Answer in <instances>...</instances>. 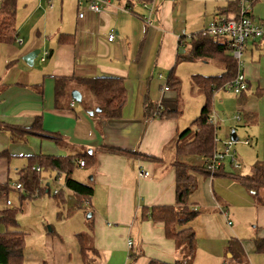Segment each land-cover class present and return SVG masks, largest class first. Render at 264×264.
Wrapping results in <instances>:
<instances>
[{"label":"crops","instance_id":"crops-1","mask_svg":"<svg viewBox=\"0 0 264 264\" xmlns=\"http://www.w3.org/2000/svg\"><path fill=\"white\" fill-rule=\"evenodd\" d=\"M227 1L150 0V4H136L128 11L124 0H108L95 13L87 9V0H14L16 38L10 43L0 42V126L26 128L39 117L40 129L58 138L28 135L13 142L9 133L0 129V185L18 183L29 157L92 154V163L76 166L82 173L71 175L92 189L91 196L72 209L86 212L79 234L87 237L92 250L90 264H174L182 256V247L165 236L163 223L144 219L141 214L146 208L176 206L175 145L204 104L191 78L211 77L205 68L209 62H217L186 60L190 47L183 39L221 18L218 9ZM204 13L211 21H201ZM251 16L264 23V0H255ZM144 18H149V25ZM188 22L195 24L188 29ZM111 31L115 36L108 42ZM34 50L39 54L28 66L22 57ZM243 57L246 89L231 105L224 104V113L212 101L210 113L216 123L214 151L221 152L222 143L234 133L237 140L231 153L240 167L232 168L226 157L222 175H194L196 187L187 204L196 213L187 224L195 233L190 264H235L227 254V242L232 239L241 244L248 264H264V253L257 252L253 242L264 239V188L250 191L238 179L250 176L254 165L264 163V57L252 40L245 43ZM171 70L179 80L178 90L167 84ZM72 77L120 79L126 94L120 117L90 115L86 109H94L96 102L84 86L74 81L69 82L56 106L55 79ZM184 77L193 84L194 97L182 100ZM73 90L82 96L79 103L71 98ZM147 99L157 103L161 111L176 115L147 119ZM230 117L236 129L230 127ZM104 146L137 156L108 153L102 150ZM202 159L179 156L180 161L195 166H200ZM138 167L149 176L138 178ZM54 178L61 179L65 186L63 174L45 173L42 183L48 189L46 193ZM0 208L14 207L0 202ZM179 230L174 228L175 232ZM79 234L73 235L75 248L54 230L46 231L44 255L33 264H83Z\"/></svg>","mask_w":264,"mask_h":264},{"label":"trees","instance_id":"trees-1","mask_svg":"<svg viewBox=\"0 0 264 264\" xmlns=\"http://www.w3.org/2000/svg\"><path fill=\"white\" fill-rule=\"evenodd\" d=\"M126 7L132 11V7L136 4H150V0H124ZM241 0H229L226 5L218 9L219 17H228L230 14L238 16L240 11ZM255 0H250V5ZM15 2L14 0H3L0 2V42L10 43L15 40ZM184 44L189 45L190 53L185 57L188 61L196 60H215L222 64L224 73L219 76H192V82L197 86V90L204 98V104L200 110L198 117L190 124V126L180 134L175 145V154L178 158L173 166L176 172V206H156L142 210V218L151 219L162 222L164 225L165 236L175 241L177 246L181 248L182 256L174 262V264H190L194 255L195 233L187 224L196 216L188 208V197L192 190L196 187V175L209 176V173L199 166L190 165L179 160V156H192L198 158L210 157L214 151V135L215 131L211 125L206 123L212 107L213 94L225 89V86L230 83L237 74V63L231 56L230 46L227 39L222 36L202 35L201 32L190 35L184 38ZM64 40L60 38V42ZM173 70L168 75V86L174 90L179 88V80L172 74ZM70 81L78 82L84 86L90 97L96 102L95 108H100L99 113L95 112V108H87V112H92V115H102L106 118H119L122 108L125 104V88L123 83L118 78L97 77V78H57L55 79L54 100L56 106L61 101L63 95L67 91V85ZM247 87V86H246ZM246 89V88H245ZM244 90L239 94L241 95ZM237 95V96H239ZM145 117L158 118L166 115H176L177 112L168 113L161 111L159 105L150 100L144 103ZM39 117L30 127H14L0 126V129L9 133L13 142L23 140L28 135H39L40 137H48L56 140L58 137L53 134H47L40 129ZM105 152L120 155H130L136 158V153L117 149L114 147H103ZM92 154H83L81 156L72 157H56L37 155L29 157V165L22 170L18 183L23 190L20 198L34 197L35 192L39 196L43 195L48 189L46 186L40 187L42 184V175L45 173L54 172L56 175H64L65 187L73 192L77 202L80 204L82 200L89 198L92 194V189L80 182L71 178L75 161L81 158L85 162V166L92 163ZM40 171H36V167ZM223 174V166L216 171L213 176ZM234 178V177H233ZM241 183L250 191L256 192L260 188H264V163L254 165L253 173L250 176L238 177ZM14 185L11 188L14 189ZM8 184L0 185V202H6V196L1 194L7 192ZM16 190V189H15ZM19 191V190H17ZM62 191H59L55 196H60ZM6 194V193H5ZM37 195V196H38ZM16 208L7 209L0 208V226L4 227V231L0 232V264H23L24 262V237L25 234L16 231L17 226ZM181 228L179 231H174V228ZM84 234L77 235V240L81 248V257L83 264H90L92 250L85 253ZM255 249L259 253H264V239L253 240ZM88 256H86V255ZM227 254L235 264H248L241 244L235 239L227 242Z\"/></svg>","mask_w":264,"mask_h":264},{"label":"rangeland","instance_id":"rangeland-1","mask_svg":"<svg viewBox=\"0 0 264 264\" xmlns=\"http://www.w3.org/2000/svg\"><path fill=\"white\" fill-rule=\"evenodd\" d=\"M200 18L203 22L211 21V17L207 13L202 14ZM193 24L195 23L188 22V29L189 26H192ZM206 25H208V23H206ZM187 34L189 35L190 33ZM256 48L260 49V45L258 43H256ZM243 62H245L244 57L241 58V63ZM207 65L208 66L207 68H205V70L211 72L212 76H219L223 72V66L217 62H209V64ZM192 87H194L193 84L188 80V78L184 77L181 81L182 100L186 99V97L188 96H190L191 98L194 97V94H191ZM236 97L238 96L233 94L231 90L225 88L220 90L217 95H213L212 99L213 102L215 100V102L220 105V113H224V104L227 106L231 105L233 101L236 100ZM199 99L202 101V99L204 98L203 96H199ZM229 119H231L232 122V117H230ZM235 126L236 125H234V122H232V125L230 127L236 129ZM86 169L83 171L84 175L86 174ZM81 170H79L78 168H74L73 177H75L76 172H79V174H81ZM12 181H14V179ZM14 184L15 182H11L8 185L12 187V185ZM43 185L44 182L40 184V187H42ZM59 185L57 183L53 184L52 182L49 192H44L43 195H38V197H27L21 199L20 194L22 191H17L13 188L8 190L4 195L6 196V200L11 203V207L16 208L18 211L16 215L17 226L15 227V230L23 232L25 234V247L23 251L24 264H33L34 259L43 257L44 254L42 250V243H44L45 232L48 231V229L54 230L62 239L67 238L66 243H73L76 248V239L73 235L74 233L79 234L83 232L82 222H84L86 218V212L85 209L81 210L80 208H77V210L75 209L73 211L72 209L76 208L75 204L77 205L78 203L75 196L72 192L65 188L61 179L59 181ZM55 188H61L62 192L60 196H55L53 194ZM57 203L64 206L58 207ZM0 230L5 229L3 226H0ZM70 237L72 238L68 241V238ZM84 249L85 253H89V243H86V240L84 241Z\"/></svg>","mask_w":264,"mask_h":264},{"label":"built area","instance_id":"built-area-1","mask_svg":"<svg viewBox=\"0 0 264 264\" xmlns=\"http://www.w3.org/2000/svg\"><path fill=\"white\" fill-rule=\"evenodd\" d=\"M107 3L108 0H87V9L99 13ZM78 16L79 18L82 17V13L78 14ZM144 21H146V24H150L149 18H144ZM200 32L202 35L222 36L227 39L230 46L231 56L237 63V74L233 80L225 86V88L231 90L233 94L239 95L247 86L246 78L241 70V58L245 43L249 40L254 41L255 44L258 43L260 45L261 54L264 57V23L256 22L252 18L250 0H241L238 16L232 15L214 19ZM114 36L115 33L111 31L107 37L108 42H111L114 39ZM46 54L47 52H44V56ZM43 59L44 58L41 60L43 61ZM165 90H167V87H165ZM235 119L239 120V117H235ZM206 123L215 128L216 123L212 114L209 115ZM245 144L247 143L245 142ZM232 145L233 141L228 138L222 143L223 150L221 152L213 151L210 157L203 158L200 161V166L203 167L209 175H213L223 166V160L228 157L231 161L232 168L239 169L240 166L235 159L234 154L231 153ZM75 165L79 168H83L85 162L82 159H78L75 161ZM36 171H40V169L36 168ZM136 176L138 178H145L149 176V172L138 167L136 169ZM52 182L58 184L59 179L54 178ZM14 189L19 191L23 190L22 186L19 184L14 185ZM58 192L59 189L56 188L54 189L53 194L56 195ZM37 195L36 191L34 197H38ZM5 204L7 207L11 208V203L8 200ZM228 224H230V222H228ZM131 245L132 243L129 241L128 247H131Z\"/></svg>","mask_w":264,"mask_h":264},{"label":"water","instance_id":"water-1","mask_svg":"<svg viewBox=\"0 0 264 264\" xmlns=\"http://www.w3.org/2000/svg\"><path fill=\"white\" fill-rule=\"evenodd\" d=\"M179 52H182V51H179ZM38 54H39V50L31 51V52L25 54V55L22 57V61H23L26 65H28V66H32V65H33V62H34V60H35V58H36V56H37ZM71 98H72L74 101H76V102L79 103V102L81 101V99H82V96H81V94H80L78 91L73 90V91L71 92ZM100 111H101L100 108H96V109H95V112H97V113H99ZM89 114L92 115L93 113L90 112ZM231 140L234 141V142L237 140V138L234 136V133L231 134ZM87 217H90V215H87ZM48 231H50V229H49Z\"/></svg>","mask_w":264,"mask_h":264}]
</instances>
